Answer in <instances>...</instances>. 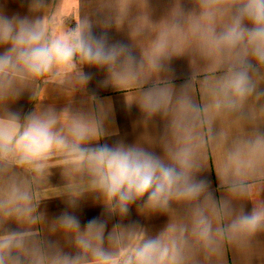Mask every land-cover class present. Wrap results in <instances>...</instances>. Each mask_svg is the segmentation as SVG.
Segmentation results:
<instances>
[{"label":"clouds","instance_id":"1","mask_svg":"<svg viewBox=\"0 0 264 264\" xmlns=\"http://www.w3.org/2000/svg\"><path fill=\"white\" fill-rule=\"evenodd\" d=\"M130 3L99 0L100 10L116 11L102 26L120 27ZM192 3L185 12L177 2L159 24L135 21L139 58L106 32L95 35L87 16L73 15L76 27L67 28L61 3L30 0V16L0 14V264H223L228 247L251 252L264 233V0ZM178 56L189 57L192 73L177 88L168 75ZM85 66L105 70L101 86L123 91L145 126L164 121L155 141L163 155L140 143H100L104 102L92 95L87 110L71 104L92 79ZM42 85L68 105L37 103L23 117L9 109L26 91L44 99ZM209 164L223 198L198 178ZM53 168L65 181L60 188L49 186ZM61 195L72 209L92 195L105 218L82 227L64 211L49 220L39 204ZM245 200L250 212L234 206ZM133 205L140 215L167 214L168 224L155 235L138 222L125 225ZM113 217L120 222L109 230Z\"/></svg>","mask_w":264,"mask_h":264},{"label":"crops","instance_id":"2","mask_svg":"<svg viewBox=\"0 0 264 264\" xmlns=\"http://www.w3.org/2000/svg\"><path fill=\"white\" fill-rule=\"evenodd\" d=\"M179 3L182 10L185 12L193 8L192 0H144L143 7H141L138 0H131L127 10V18L120 27L114 23L111 27L105 29L100 23L107 16L114 17L115 10L99 8V0H49V3L59 5L58 15H69L65 18V26L67 28L76 27V16L83 18L87 16L93 22L92 31L99 36L106 32L109 43H122L129 45L133 54L139 58L140 48L131 36V27L135 21L141 17L146 16L148 21L152 24H159L164 20L171 9ZM30 0H0V14L12 17L13 15L30 16L29 12ZM149 36L146 31L144 39ZM2 51V49H0ZM171 72L168 78L175 87H179L190 77L192 68L190 66L188 56L174 57L170 62ZM86 73L92 75V79L87 84L84 91H77L71 99V104L74 109H85L92 107L90 97L95 95L100 101H103L105 107L108 109L107 120L105 121L106 135L101 139L100 143H107L113 145L118 141H123L125 144L132 145L140 143L147 150L155 152L157 155H163L162 149L159 147V136L163 132L164 121L160 117H156L147 126L143 124V116L136 104L128 105L125 93L112 86L102 87L101 82L106 79V71L97 69L95 67L85 66L83 69ZM45 88V97L39 102L34 100L33 93L26 91L18 99L11 102L8 107L12 111H19L21 116L35 110L37 103L41 108L49 106L54 107L57 111L68 105V99L55 87L42 85ZM264 88V84L261 85ZM198 178H204L210 181V189L213 191L217 199L223 198L225 193L219 188L217 177L209 164ZM49 186L52 188H60L65 181L63 180L60 169L53 168L52 175L49 177ZM261 199H264V192L260 194ZM234 206L237 209H243L245 212H250L253 205L251 201H236ZM39 211L44 213L49 220L57 218L62 212L69 211L77 215L83 227L90 219L105 218L104 208L101 204L95 201L92 195H86L82 198L78 207L72 209L67 204V198L61 196H51L42 199L39 204ZM178 211H181L178 209ZM120 222L118 217L109 219V230L111 227ZM131 222H138L144 226L149 234L155 235L166 227L169 222L167 214H151L140 215L137 212L135 205L130 209V214L124 219L122 223L125 225ZM15 227V225H12ZM47 236V233H45ZM51 239L58 241L61 245L65 244L64 238L60 235L51 237ZM66 250H71L66 248ZM223 264H264V233L258 234L253 241L250 253H242L236 248L228 247L225 251Z\"/></svg>","mask_w":264,"mask_h":264},{"label":"rangeland","instance_id":"3","mask_svg":"<svg viewBox=\"0 0 264 264\" xmlns=\"http://www.w3.org/2000/svg\"><path fill=\"white\" fill-rule=\"evenodd\" d=\"M58 2V0H56V3Z\"/></svg>","mask_w":264,"mask_h":264}]
</instances>
